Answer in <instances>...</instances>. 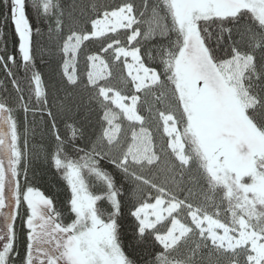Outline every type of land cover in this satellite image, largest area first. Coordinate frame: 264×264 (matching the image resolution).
I'll use <instances>...</instances> for the list:
<instances>
[{
    "label": "snow or ice",
    "instance_id": "snow-or-ice-1",
    "mask_svg": "<svg viewBox=\"0 0 264 264\" xmlns=\"http://www.w3.org/2000/svg\"><path fill=\"white\" fill-rule=\"evenodd\" d=\"M90 9L85 28L59 0H0V23L14 30L11 51L0 42L11 78L0 93V264H264V128L250 115L264 107V0H91ZM45 37L57 57L50 80L35 64ZM62 91L95 102L94 135ZM38 128L52 142L44 159L67 182L62 211L32 185ZM81 141L77 160L62 155Z\"/></svg>",
    "mask_w": 264,
    "mask_h": 264
},
{
    "label": "trees",
    "instance_id": "trees-1",
    "mask_svg": "<svg viewBox=\"0 0 264 264\" xmlns=\"http://www.w3.org/2000/svg\"><path fill=\"white\" fill-rule=\"evenodd\" d=\"M62 4L64 10L66 12L72 13V18L77 23L81 24L85 28L90 27V24H85V20L89 15H91L90 4L91 0H59ZM110 2L118 3L119 0H110ZM31 22L33 24H37L38 20L35 16V12H29ZM149 27L148 21L144 24V30L147 31ZM42 30L46 33L48 31L47 23L42 26ZM123 32L124 30H120ZM112 35V34H109ZM14 36V30L11 25H5L0 23V42L7 41V47L9 50H12V39ZM104 38H99L95 41H86L85 44L88 45L85 51L87 53H91L100 47L101 42ZM122 39H126L122 37ZM159 39L158 36H154L152 38V43L146 44V48L154 47L155 41ZM215 46V41H212ZM4 47L3 43H0V48ZM36 47H43L44 54L41 55L37 53L35 64L37 70L42 71L45 75L46 80H50L51 74L56 67L57 57L55 55H48L49 44L47 41V37H45L42 41H40ZM82 49L84 46H81ZM224 51L221 50V55H224ZM15 54V53H13ZM17 60L19 61L21 67L15 68L14 71L16 73V78L19 79L22 83L25 79V71L23 69V61L17 55ZM78 68L80 71H84L85 69V57L82 55L78 62ZM126 75V74H125ZM10 77H7L4 71L0 70V93H3L5 82L10 81ZM7 87L10 89V83L7 84ZM264 95V93H262ZM60 100L67 106L68 109L74 113L76 120L79 122L77 125L83 126L85 132L92 136L96 131H98V107L94 101L90 102L86 95L84 94H76V93H64L63 91L60 93ZM100 116L103 115L102 112L99 113ZM252 120L256 125L264 128V107H258L250 112ZM31 119V118H30ZM64 131L63 125H61V132ZM69 139H71V131L68 132ZM23 141H21L22 143ZM29 146L30 150L35 154V157L32 162V173L30 175H34L35 179L32 180V185L36 188V190L40 191L46 197L54 200V207L57 210H63L64 201L63 197L66 192H69L67 189V182L63 179L64 172L63 170H58L54 164L49 166V162L44 159V155L50 151H52V142L48 137L46 130L37 129L29 138ZM84 147V141H81L79 144H76L74 147H69L66 152H63L62 155H67L71 160H77L79 157L76 155V150ZM86 151L88 149H85ZM54 154V153H53ZM83 153H80L82 155ZM105 170H108L106 168ZM86 172V170H84ZM83 174V173H82ZM21 182H23V177H21ZM86 183H89L88 178L86 177ZM89 191L94 194H101L95 185H89ZM101 202L98 201V204ZM105 207V216L106 219V207L107 201H104ZM62 222L64 221V217L61 218ZM135 224V221L131 217H127L124 223V237L122 239V243L127 246V240L131 238L133 235L132 228ZM140 255L147 257V253H145L142 249L139 250Z\"/></svg>",
    "mask_w": 264,
    "mask_h": 264
},
{
    "label": "rangeland",
    "instance_id": "rangeland-1",
    "mask_svg": "<svg viewBox=\"0 0 264 264\" xmlns=\"http://www.w3.org/2000/svg\"><path fill=\"white\" fill-rule=\"evenodd\" d=\"M125 74H126V72H125ZM0 223H2V221H0Z\"/></svg>",
    "mask_w": 264,
    "mask_h": 264
}]
</instances>
